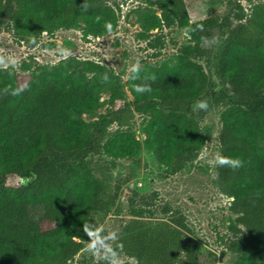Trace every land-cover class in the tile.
I'll use <instances>...</instances> for the list:
<instances>
[{
    "label": "trees",
    "instance_id": "obj_1",
    "mask_svg": "<svg viewBox=\"0 0 264 264\" xmlns=\"http://www.w3.org/2000/svg\"><path fill=\"white\" fill-rule=\"evenodd\" d=\"M110 1L0 0V22L7 17L27 49L44 33L80 26L84 37H102L118 20ZM217 1L234 14L190 24L184 0H154L158 14L145 16L144 29L180 26L192 44L174 66L140 64L139 78L130 71L132 101L111 116L98 118L102 95L120 101L125 93L104 65L75 57L39 64L23 87L14 70L0 66V264H68L123 195L131 219L110 245L119 256L135 264H204L178 223L143 218L148 203L127 187L132 171L114 179L112 170L116 160L138 165L141 148L169 173L182 170L204 145L200 123L213 107L224 108L221 155L243 161L236 170L216 166L214 185L231 199L242 228L224 264H264V1L248 13L237 0ZM144 84L151 91L137 92ZM200 100L208 101L206 111L196 110ZM134 112L148 117L141 141L130 130ZM112 123L118 128L108 131ZM10 175L26 183L6 186Z\"/></svg>",
    "mask_w": 264,
    "mask_h": 264
},
{
    "label": "rangeland",
    "instance_id": "obj_2",
    "mask_svg": "<svg viewBox=\"0 0 264 264\" xmlns=\"http://www.w3.org/2000/svg\"><path fill=\"white\" fill-rule=\"evenodd\" d=\"M262 1L237 0L246 13L252 4ZM110 3L118 16L113 31L102 37H84L82 26L77 30H57L53 34H42L33 49H27L13 36L10 20L3 18L0 22V66L14 70L23 87L30 69L39 64H55L65 57H75L104 65L120 79L125 93L120 101H112L109 94L102 95L105 105L98 111V118L111 116L113 111L132 101L125 83L134 65L156 63L174 66L179 50L192 43L188 30L180 26L174 25L158 32L144 29L145 16L154 12L158 14L154 0L146 4L140 0H111ZM184 3L190 24L215 13L223 19L235 12L217 0H184ZM151 45L155 47L151 48ZM199 63L204 66L203 61ZM223 111V107H213L205 114L200 123L204 145L196 158L186 163L182 170L169 173L167 167L159 165L144 148H141L139 164L133 166V170L131 163L123 160H116L112 170L114 179L124 178L132 171L127 187L144 197L149 205L144 206L146 214L143 218L178 223L204 264H224L231 257L227 250L228 242L242 229L236 223L237 216L230 210L231 199L220 194L214 185L217 165L209 163L222 152L219 134ZM98 118L87 122L95 123ZM147 120L146 115L133 113L130 130L139 141L143 139L142 130ZM117 128V124L112 123L108 131ZM25 183L26 180L13 175L5 180L9 187ZM122 197L94 233H98L107 245L116 241L121 227L131 219L127 197ZM110 233H115L116 239H106ZM91 243L92 239L68 264H108L102 258L103 248L99 249V254H94L90 250ZM119 259L121 264H135L125 255H120Z\"/></svg>",
    "mask_w": 264,
    "mask_h": 264
},
{
    "label": "clouds",
    "instance_id": "obj_3",
    "mask_svg": "<svg viewBox=\"0 0 264 264\" xmlns=\"http://www.w3.org/2000/svg\"><path fill=\"white\" fill-rule=\"evenodd\" d=\"M141 66L139 64H136L132 68V72L135 74L134 78H139V72H140ZM6 93L8 90H5ZM136 91L143 94L146 92L151 91V87L148 84L136 86ZM11 95H17L18 91H12L10 93ZM208 101L207 100H200L197 101L195 108L196 110H202L206 111L208 109ZM210 164L213 166H221V167H228L232 170L239 169L243 167V161L239 158H230L225 157L220 154H217L213 160L209 161ZM106 239H116L115 233H110L109 237ZM103 248V256L102 258L107 260L108 264H121L118 253L111 248L110 245H107L104 243V241L101 239L99 234L93 236L92 243L90 245V250L93 251L94 254H99V249Z\"/></svg>",
    "mask_w": 264,
    "mask_h": 264
}]
</instances>
